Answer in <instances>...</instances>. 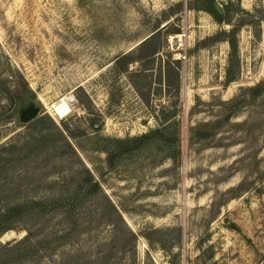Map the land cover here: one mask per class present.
Returning a JSON list of instances; mask_svg holds the SVG:
<instances>
[{
	"label": "rangeland",
	"instance_id": "obj_1",
	"mask_svg": "<svg viewBox=\"0 0 264 264\" xmlns=\"http://www.w3.org/2000/svg\"><path fill=\"white\" fill-rule=\"evenodd\" d=\"M0 264H264V0H0Z\"/></svg>",
	"mask_w": 264,
	"mask_h": 264
},
{
	"label": "bare ground",
	"instance_id": "obj_2",
	"mask_svg": "<svg viewBox=\"0 0 264 264\" xmlns=\"http://www.w3.org/2000/svg\"><path fill=\"white\" fill-rule=\"evenodd\" d=\"M176 38H178V42L181 44L182 35H177ZM173 39H174L173 36H169L168 37L169 43L172 44ZM48 109L57 119H62L66 117L69 113H71V107L65 97H62L57 103L50 104Z\"/></svg>",
	"mask_w": 264,
	"mask_h": 264
},
{
	"label": "water",
	"instance_id": "obj_3",
	"mask_svg": "<svg viewBox=\"0 0 264 264\" xmlns=\"http://www.w3.org/2000/svg\"><path fill=\"white\" fill-rule=\"evenodd\" d=\"M32 116H33V114L29 113L26 116L22 117V119L25 120V121H28L29 119H31Z\"/></svg>",
	"mask_w": 264,
	"mask_h": 264
},
{
	"label": "trees",
	"instance_id": "obj_4",
	"mask_svg": "<svg viewBox=\"0 0 264 264\" xmlns=\"http://www.w3.org/2000/svg\"><path fill=\"white\" fill-rule=\"evenodd\" d=\"M258 89H259V88H258ZM94 187L97 188V187H98L97 184H94Z\"/></svg>",
	"mask_w": 264,
	"mask_h": 264
}]
</instances>
